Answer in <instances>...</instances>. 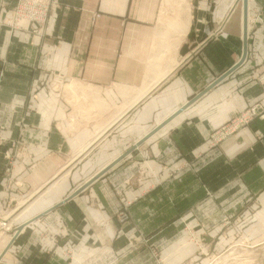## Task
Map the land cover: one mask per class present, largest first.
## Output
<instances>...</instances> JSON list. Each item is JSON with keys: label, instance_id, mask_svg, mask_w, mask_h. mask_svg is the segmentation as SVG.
I'll return each mask as SVG.
<instances>
[{"label": "crops", "instance_id": "crops-1", "mask_svg": "<svg viewBox=\"0 0 264 264\" xmlns=\"http://www.w3.org/2000/svg\"><path fill=\"white\" fill-rule=\"evenodd\" d=\"M16 1L0 0V9L12 7ZM163 2L63 0L42 29L33 26L36 33L31 27L13 32L0 25V136L5 139L0 146V183L10 169L4 158L12 153L22 155L24 160L18 162L23 169L16 167L15 181L26 188L46 187L25 198V207L17 217L33 211L27 218L32 223L54 207L26 227L17 240L23 255L31 259L27 264H53L51 257L40 259L46 255L35 237L42 234L53 239L60 222L72 232L68 238L81 241L78 251L86 254L92 235L97 246L107 242L119 246L117 239L131 234L133 216H146L158 223L150 210L160 193L162 214L157 216H164L175 204H186V197L198 204L201 186L189 169L178 181L157 189L149 187L150 182L135 183L133 176L146 163L172 170L175 165L182 168L193 162L197 170L205 160L216 159L219 152L210 144V135L260 95V87L252 82L251 65L264 61V0H249L246 32L239 0H184L179 4L182 20L178 23H185L188 31L174 49L173 58L163 55L170 52L171 44L174 48L176 35L170 30L176 24L160 28ZM96 14L99 17L95 18ZM165 32L175 35L167 38L164 51L157 38ZM153 80L158 84L142 93ZM91 88L102 94L105 104L121 106L98 126L95 120L90 130L87 111L81 115L74 109L94 102L92 94L85 95ZM93 116L100 118V111ZM254 124L264 134V120ZM16 141L24 143L13 148ZM252 143L248 131L227 138L222 151L233 154ZM74 152L77 155L72 161L88 154L72 172L85 161L95 175L109 169L61 204L88 181L70 184V169L61 173ZM259 172L264 174V162ZM256 181L264 184V175ZM188 192L190 196H186ZM125 206L131 215L120 222ZM163 219L170 222L173 218ZM106 220L109 225L101 226ZM123 246H119L121 251ZM31 247L35 254L26 255Z\"/></svg>", "mask_w": 264, "mask_h": 264}, {"label": "rangeland", "instance_id": "rangeland-1", "mask_svg": "<svg viewBox=\"0 0 264 264\" xmlns=\"http://www.w3.org/2000/svg\"><path fill=\"white\" fill-rule=\"evenodd\" d=\"M181 2L183 3L184 0H164L162 13L159 18L161 29L164 23L168 24L170 21L171 25H173L179 22L180 19L182 20L179 13V4ZM23 3L24 0H17L12 7H9V5L2 6L0 9V25L13 32L24 31L31 27V31L33 30V33H36L37 31L33 26L37 25L40 28L50 17L43 20L42 14L40 16L36 15L32 19L37 20L25 21L22 25L21 14L23 10L21 7ZM239 3L240 11L243 3L241 0H239ZM62 4L63 0H58L56 5L50 6L49 15L51 16L52 11H57L61 8ZM24 6L27 7V2ZM94 16L95 18L99 17L98 14ZM25 26L27 27L25 28ZM39 28L37 30L40 35L42 33ZM160 32L162 31L160 30ZM157 40L162 46L164 44L168 46V42L164 41L165 39H163L164 42L159 38ZM163 48L165 51L167 47L164 46ZM158 49L159 46L156 43L155 51H158ZM165 54H169L171 58L174 57L173 44L170 46V52L163 53V55ZM162 59L164 58L161 57ZM251 71L252 82L260 87V95L250 106L242 110L234 118L227 120L210 135V144L217 146L218 151L216 152H219V156L216 159L213 158L211 162L207 159L203 164L199 162L201 165L197 170L196 167L193 168V165L195 166L193 162H187V166H182V168L179 167V164L175 165L172 170L154 168L146 163L138 167L137 172L133 176L135 183L142 185L141 183L150 182L149 187L154 186L157 189L161 188L166 182L178 181L179 175L184 170L189 169L197 180V185L201 186L202 194L200 199L197 198V202L200 201L198 204H195V202L191 203V200L186 197L184 199L187 201L186 204H175V208L169 212L166 211L164 216H157L159 212V214H162L160 211L162 205L159 202L163 199V195L160 193L156 196L155 202L151 205L153 208L150 210V213H152L150 216L158 218L156 219L158 223L155 222V219L148 221L146 216L142 215H138L140 218L133 216V220L129 219L131 221V234L128 237H119L117 239L119 246H125L122 251L119 246L106 245L109 242L104 243L105 245L97 246V238L92 235L90 238L92 246L89 253L81 254L78 251L81 241L79 240L78 243L75 237L68 238L72 236V232L66 228L65 223L60 222L61 227L53 234V239L42 236V234L35 237L40 248L44 250L43 254L46 255L40 259L44 260L51 257L53 264H264V188L262 187L264 184L256 181L259 176L264 175L259 172L260 165L264 162V134L254 124L257 121L264 120V83L262 80L264 61H258V63L254 61L251 65ZM86 92L85 95H93L94 102L87 104V106L83 105V107L77 106L73 108H75L76 113L81 115L83 111H87L90 123L88 126H90L89 129L91 130L95 120H97L95 122L97 126L100 120H108L110 116L115 114L116 109L121 104H105L102 94L93 88L90 91L86 90ZM99 102L102 105L98 104ZM96 110L100 111V118L93 116ZM247 112L249 114L246 118L243 117ZM248 131L253 135V143L250 147L240 149L233 154L231 153L232 151H222V148H224L223 142L227 138L239 136ZM4 140L0 136V146ZM21 143L24 142L16 141L12 147H19ZM256 148L261 149L256 150ZM81 149L76 152H80ZM255 152H257L256 155H254ZM74 153L68 157V162H70L66 164L65 169L61 173L65 174L70 169L67 176L70 182H68L70 184H84L87 180L89 181L94 177L95 172L91 171L92 167L86 166L88 161L82 163L72 172L77 164L81 163L88 154V152L87 154H81V156L76 157L75 161H72L74 156L77 155V153ZM12 155L4 158L10 162V169H8L9 175L5 176L4 181L2 180L0 183V256L8 247L7 245L10 244L8 247L9 255L6 258H2L0 264H25V261H27V264L31 262V259L23 255V248L17 243V240L26 227L39 221L47 213L32 223L27 218L33 211H29L22 218L17 217V215L25 207V198L31 197L32 193L38 190L43 191L46 186L32 189L17 183L15 181L17 174L13 173L16 171V167L20 170L23 169L18 161H22L24 158L22 155L15 156L13 153ZM83 167L86 168L84 169ZM22 172L24 171L22 170ZM106 173L107 171L104 172V174ZM63 189V187L59 186V190L62 191ZM189 194L191 193L188 192L186 196H190ZM198 195L199 192L197 191V197ZM191 197L195 198L196 196L192 193ZM40 201L42 202V199ZM128 207L125 206L121 211L120 217H118L120 222H122L121 218H130L131 214ZM13 210L16 211L8 218H4ZM167 216L173 219L170 222L164 220L163 218ZM153 222L155 223L152 224ZM100 225L103 227L108 226V220L100 222ZM19 228L20 231H18ZM47 232L50 235L51 232ZM67 238L69 239L68 241L66 240ZM33 248L31 247V252L29 250L26 255L31 254L33 256L35 254V251L32 250ZM67 249L73 250V252L69 253Z\"/></svg>", "mask_w": 264, "mask_h": 264}, {"label": "bare ground", "instance_id": "bare-ground-1", "mask_svg": "<svg viewBox=\"0 0 264 264\" xmlns=\"http://www.w3.org/2000/svg\"><path fill=\"white\" fill-rule=\"evenodd\" d=\"M183 1V0H182ZM242 1V3L244 2L243 0H241ZM248 6H249V0H248ZM248 6H247V8H246V10H248ZM243 9H244V6H243ZM244 11V13H243V23H244V30L245 31H247V29H248V11H247V16H246V14H245V10H243ZM245 18V19H244ZM166 20V19H165ZM21 21H28V22H30V19L29 18H27V17H25L24 19H22ZM24 22H23V24H24ZM170 22V21H169ZM169 22H168V24H169ZM173 23H175V22H173ZM172 23V24H173ZM165 25L167 24V23H164ZM170 24H171V22H170ZM44 24H42L41 26H40V29H42V26H43ZM165 25H163L162 24V29H163V26H165ZM174 25V24H173ZM167 26V25H166ZM170 30H171V32H173V33H176V35L174 36V35H170V34H168L167 32H165L164 34H166V36H164V34H159V36H158V38L159 39H162L161 41H163V39H165L164 41H166L167 40V38L168 39H171L172 38V36H174V39H173V42H175V46H174V49L176 48V46L178 45V43H180L181 41H182V39H183V37L186 35V32L188 31L187 30V25L185 24V23H178V22H176V25H174V26H170ZM161 33V32H160ZM170 33V32H169ZM170 36V37H169ZM163 41V42H164ZM164 76H167V74H165ZM163 76V77H164ZM157 81L158 80H153V81H151V85L149 84V85H146L145 87H144V89L143 90H141L142 91V93H146V92H148V91H150L155 85H156V83H157ZM158 84V83H157ZM138 98V97H137ZM139 99V98H138ZM97 104V103H96ZM98 104H100V105H102L101 104V102H99ZM97 106V105H96ZM107 106V105H106ZM86 149H82V152H84ZM97 175V174H96ZM23 205H24V203H23ZM7 241V240H6ZM11 243V242H10ZM2 244H4V243H2ZM9 244V243H8ZM5 245H6V243H5ZM10 245V244H9ZM9 245H7L8 247H9ZM6 246V247H7ZM8 247L5 249V251L1 254V256H0V259H1V257H3L4 258V256L6 255V253L8 252ZM3 248V247H2ZM0 252H1V250H0Z\"/></svg>", "mask_w": 264, "mask_h": 264}, {"label": "built area", "instance_id": "built-area-1", "mask_svg": "<svg viewBox=\"0 0 264 264\" xmlns=\"http://www.w3.org/2000/svg\"><path fill=\"white\" fill-rule=\"evenodd\" d=\"M26 2H27V7L24 6L26 5ZM57 2L58 0H24L23 6L21 7L23 10L21 14L22 16L21 20L27 17L30 19V22H31L33 20H37V19H32V17L36 15L40 16V14L43 15V20H45V18L50 17L49 7L56 5ZM23 22L24 21H21L22 25H23ZM262 80L264 83V75L262 76ZM248 114L249 112H247L243 117L246 118Z\"/></svg>", "mask_w": 264, "mask_h": 264}, {"label": "water", "instance_id": "water-1", "mask_svg": "<svg viewBox=\"0 0 264 264\" xmlns=\"http://www.w3.org/2000/svg\"><path fill=\"white\" fill-rule=\"evenodd\" d=\"M244 2H243V6H244V10H245V14H246V16H247V11L248 10H246V8H247V6H248V0H243ZM245 19V18H244ZM246 32V31H245ZM246 51V54H247V50H245ZM243 59H245V56H244V58ZM238 66H236L235 68H237ZM234 68V69H235ZM109 169V167L108 168H106L105 170H103V171H101V172H99L97 175H95L91 180H89L84 186H82V188H80V189H78L76 192H74L69 198H67L65 201H67L68 199H70V198H73V197H75V196H77L78 194H80L83 190H85L87 187H89L93 182H95L97 179H99L103 174H104V172L105 171H107ZM65 201H63V202H61V204L62 203H64ZM61 204H59V205H61ZM54 209V207L53 208H50L49 210H47V211H45L44 213H42V214H40L38 217H36V218H34V221L36 220V219H39V218H41L43 215H45L46 213H49V212H51L52 210ZM18 231H20V228H19V230ZM3 257H1V259H2ZM0 259V260H1Z\"/></svg>", "mask_w": 264, "mask_h": 264}]
</instances>
